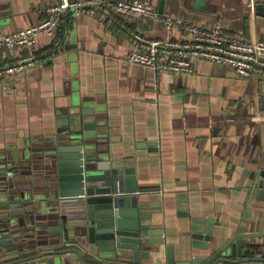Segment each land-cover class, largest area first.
Returning <instances> with one entry per match:
<instances>
[{
    "label": "crops",
    "instance_id": "0c3cea01",
    "mask_svg": "<svg viewBox=\"0 0 264 264\" xmlns=\"http://www.w3.org/2000/svg\"><path fill=\"white\" fill-rule=\"evenodd\" d=\"M149 1L158 10L162 4L165 15L264 40V17L249 6L264 0ZM53 2L0 0V32L41 22ZM142 20L127 19L120 31L118 21L80 16L61 24L57 46L39 36L33 49L38 64L26 75L0 80V159L21 160L35 140L57 130L74 97L87 101L105 118L109 154L136 170L144 220L163 235L164 243L152 245L144 262L166 264L168 246L177 262L208 254L194 246V219L206 222L199 224L203 229L212 219L220 244L251 235L246 257L256 258L264 254V194L258 187L264 175V79L241 78L230 67L200 59L190 74L132 64L131 32L166 37L149 18ZM19 53L2 51L0 68ZM234 262L219 264H248Z\"/></svg>",
    "mask_w": 264,
    "mask_h": 264
},
{
    "label": "water",
    "instance_id": "95a60500",
    "mask_svg": "<svg viewBox=\"0 0 264 264\" xmlns=\"http://www.w3.org/2000/svg\"><path fill=\"white\" fill-rule=\"evenodd\" d=\"M255 12L264 17V5ZM87 104L74 97L53 134L21 160L0 159V264H148L152 245L164 243L144 220L135 168L112 158L102 111ZM258 187L263 196L264 175ZM193 223L194 246L208 254L177 262L168 246L166 264H264L246 257L251 235L220 244L212 219L205 229Z\"/></svg>",
    "mask_w": 264,
    "mask_h": 264
},
{
    "label": "built area",
    "instance_id": "2783aa9c",
    "mask_svg": "<svg viewBox=\"0 0 264 264\" xmlns=\"http://www.w3.org/2000/svg\"><path fill=\"white\" fill-rule=\"evenodd\" d=\"M249 6L254 13L255 3ZM80 16L118 21L120 31L125 29L127 19L149 18L166 32V37L152 38L143 32H131L128 62L155 72L190 74L194 71L193 61L200 59L230 67L241 78L264 79V40H248L219 26L206 28L181 17L161 14L149 0H54L45 9V19L41 22L8 34L0 32V53L20 52L14 63L0 68V80L26 75L38 64L33 52L38 37L47 35L57 46L60 42L56 32L61 24ZM8 86L5 83V89ZM255 256L264 259L262 252Z\"/></svg>",
    "mask_w": 264,
    "mask_h": 264
},
{
    "label": "trees",
    "instance_id": "16d2710c",
    "mask_svg": "<svg viewBox=\"0 0 264 264\" xmlns=\"http://www.w3.org/2000/svg\"><path fill=\"white\" fill-rule=\"evenodd\" d=\"M51 48H52V47H51ZM51 48H49V49L46 50V52H47L46 54L50 53L49 50H50Z\"/></svg>",
    "mask_w": 264,
    "mask_h": 264
}]
</instances>
